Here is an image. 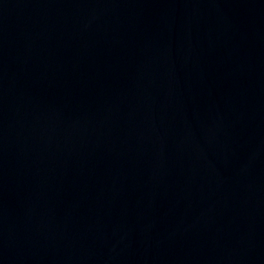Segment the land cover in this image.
<instances>
[{"label":"water","instance_id":"water-1","mask_svg":"<svg viewBox=\"0 0 264 264\" xmlns=\"http://www.w3.org/2000/svg\"><path fill=\"white\" fill-rule=\"evenodd\" d=\"M0 264H264V0H0Z\"/></svg>","mask_w":264,"mask_h":264}]
</instances>
